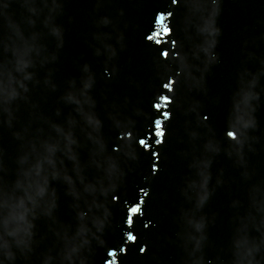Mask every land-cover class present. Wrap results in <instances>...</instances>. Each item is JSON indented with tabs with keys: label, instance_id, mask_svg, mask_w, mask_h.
<instances>
[{
	"label": "snow or ice",
	"instance_id": "obj_1",
	"mask_svg": "<svg viewBox=\"0 0 264 264\" xmlns=\"http://www.w3.org/2000/svg\"><path fill=\"white\" fill-rule=\"evenodd\" d=\"M173 3H178V0H173ZM171 16V13H168L167 14V18ZM165 20H166V17L164 14H160L159 17L157 18V24L161 25L162 26V30H157V32L153 35V36H150L149 39H154V36H160V35H168L171 33L172 29L169 27L168 24H165ZM159 42V41H157ZM164 55H168V53H164ZM165 100L167 101V98L165 97ZM157 108L160 107V105H156ZM165 119H167V114L165 115ZM156 128H157V132H156V136L159 137V139L156 140V144L159 145L163 142V139H164V135H165V132L163 131L162 129V125H161V121H157L156 122ZM228 135L230 137H232L233 139L235 138L236 136V133L235 132H229ZM141 145H143L146 149H149L150 148V144L149 143H146V140H141L140 141ZM154 156L158 158V154L154 153ZM157 170V166L154 164L153 165V171H156ZM141 192H142V197L140 199V201L138 203L135 204V206H131L130 209H129V216L127 218V223L129 225H133L134 223V217L138 214H142V210L140 208V204H144V197H146L148 195V192L145 191L144 189H141ZM127 240L129 241H136L138 239V237L136 235H133L132 232H129L128 235H127ZM121 251H123V249H121ZM110 255L113 257V260H115V255L116 253L115 252H112L110 253ZM110 264V262H109Z\"/></svg>",
	"mask_w": 264,
	"mask_h": 264
}]
</instances>
